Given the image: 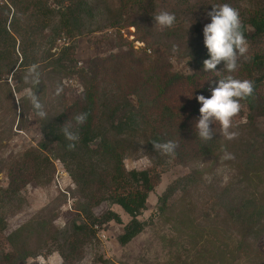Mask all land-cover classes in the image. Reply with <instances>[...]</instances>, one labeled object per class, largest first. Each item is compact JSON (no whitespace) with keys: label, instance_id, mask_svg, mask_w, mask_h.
I'll return each instance as SVG.
<instances>
[{"label":"trees","instance_id":"1","mask_svg":"<svg viewBox=\"0 0 264 264\" xmlns=\"http://www.w3.org/2000/svg\"><path fill=\"white\" fill-rule=\"evenodd\" d=\"M118 1L120 5L124 2L131 16V21L126 17L125 27L136 30L139 25L135 18L156 24L154 16L159 14V7L171 5L169 13L175 16L174 24L156 29L164 39L180 41L178 47L192 62L193 73L181 75L172 72L153 47L148 59H134L135 53L131 50L93 60L87 70H82L77 67L75 57L78 38L115 27L112 26L115 21L100 23L99 18L103 15L97 12V0H0V88L11 104L14 119L17 116L18 130L23 131V123L33 118L42 135L34 148L24 150L3 165L7 185L2 187L0 184V264H27L29 259L52 252L59 255L61 264H75L82 259L83 248L95 239L96 228L111 222L123 226L122 234L117 237L121 246L141 234L147 222L140 218L148 195L159 180L156 168H160L159 163L164 162L165 157L182 165L196 160H211L215 164L225 160L222 157L228 153V148L217 137L216 126L211 125L214 135L210 141L200 139L195 130L201 107L196 97L204 95L210 98L206 90L216 86L214 81L242 74L253 81L252 95L241 103L248 110L249 123H254L256 118L264 120V96L259 91V85L264 81V59L254 53L248 58L241 57L235 72H227L223 64L218 65L215 71H204L203 61L210 57L204 46L200 19L211 23L208 13L212 6L228 4L239 13L247 44L254 45L264 39V0H256L258 6L252 9H241L240 0H198L196 3L192 0ZM248 27L252 30L250 33ZM180 33L185 36L181 37ZM143 36L141 42H150L154 38L149 35L148 40V34ZM151 45L163 46L159 42ZM133 61L140 62L138 71L131 70ZM32 64L39 66L40 83L36 86L24 80ZM112 69L128 71L134 75V82H128L124 88L104 86L102 80ZM100 73L102 79L99 78ZM66 82L78 83L82 87L79 95L68 103L63 93ZM58 88L62 89L59 94ZM30 89L44 104L46 119L36 115L28 99ZM2 97L0 94V107ZM78 113H88L86 123L79 126L73 119ZM67 121L80 137L71 151L60 130ZM145 133H148L144 142L152 167L141 171L126 170V155L139 145V139ZM169 140L178 144L175 154L165 156L154 150V142ZM2 148L0 139V152ZM251 148L248 154L233 149V156L240 161L243 170L263 161L255 154L257 150ZM53 151L58 152L57 160L63 164L74 186L71 195L81 202L75 211L82 220L72 222L65 231L59 232L51 222L32 218L4 236L7 218L19 208L26 186L30 182L43 185V182L52 180L54 165L48 154ZM215 164L212 168L194 170L172 182L157 199V213L166 215L172 209V200L177 193L184 196L191 190L195 191L200 184L204 185L202 179L210 174L208 171L213 170ZM244 176L246 184L257 178L252 170ZM214 187L213 183L211 190L218 191L222 218L227 224L238 225L236 244L239 251L264 238V192L255 194L242 183H219L217 189ZM63 194L70 195L68 191ZM102 203L119 207L129 217V222L123 225L118 214L112 211L96 217L93 208ZM97 262L109 263L105 260Z\"/></svg>","mask_w":264,"mask_h":264},{"label":"rangeland","instance_id":"2","mask_svg":"<svg viewBox=\"0 0 264 264\" xmlns=\"http://www.w3.org/2000/svg\"><path fill=\"white\" fill-rule=\"evenodd\" d=\"M196 1L198 0H192V3ZM257 3L256 0H240V8L252 9L258 6ZM97 7V12L103 15L99 18L100 23L110 24L115 21L112 24L115 27H108L78 38L75 52L78 68L87 70L93 60L104 59L122 52L129 53L131 50L135 53L134 59H148L150 58L148 56L152 54L151 47H153L172 72L181 75L193 73L192 62L184 55L182 48L178 47L180 41H174L173 38L167 40L160 36V30L158 31L156 27L161 26L155 23L147 24L144 20L135 18L136 24L139 25L138 30L125 27L126 17L131 21V16L128 9H125L124 2L120 5L118 0H97ZM171 7V5H161L158 11L159 13L169 12ZM200 19H202L201 25L204 28L208 22L203 20L204 18ZM150 25H154L155 28ZM247 30L249 33L252 31L249 27ZM144 34H148L146 36L148 40L149 35H153L154 38L149 40L150 42H141ZM180 36L183 37L185 34L180 33ZM154 42H159L165 47L151 45ZM247 45L246 58L257 53L264 59V39L254 45ZM139 66L140 62L133 61L130 68L134 72L138 71ZM112 70H109L106 78L102 80L104 86L124 88L128 82L131 84L135 80L134 75L128 71L124 73L121 69ZM101 74L99 78L102 79ZM236 79L246 78L242 74ZM64 86L66 90L63 93H65L67 103L82 91L78 83L66 82ZM212 88L213 86H210L206 90L210 95ZM259 91L264 96V81L259 85ZM0 94L3 95V103L0 107V139L1 147H3L0 152V184L6 187V171L3 165L24 150L34 148L42 139V135L39 131V124L33 118L27 119L23 123V131H19L17 116L14 119V111L10 108L11 104L1 88ZM14 99L16 101L17 97L14 96ZM130 100L135 102L134 98ZM247 115L248 110L242 104L241 111L233 118L230 131L237 133V136L232 140L223 136L220 124L214 121L217 137L222 145L228 148L227 151L232 156L234 155L233 149L238 153L243 150L248 154L253 147V150H257L255 154L263 161H257L256 166L243 170L244 168H240V161L235 157L217 161L216 164L211 160H196L187 165L165 157L166 160L159 163L160 168H156L159 172V180L153 192L148 195L145 211L140 218L147 222L145 230L129 244L121 246L117 242V237L122 234V225L111 222L101 228H96L95 239L83 248V257L75 264H100L97 261L101 260L109 261L108 264H264V238L262 237L256 244H251L244 251H239L236 244L238 225L227 224L222 218V207L217 198L218 191L211 190L213 183L215 184L214 189L218 188L219 183H237V185L242 183L255 194L264 192V120L256 118L251 124L247 121ZM144 136L140 137L139 145L126 155L124 160L126 170L141 171L152 167L144 142L148 133ZM57 156V151L48 154L54 165L52 180L49 183L43 182V185L30 182L22 192L19 208L7 218L4 236L32 218L51 222V225L59 232L65 231L72 222L82 220V217L75 211L76 206L81 202L71 195L74 186L63 164L57 160ZM214 164L215 168L210 169L208 171L210 174L202 179L205 182L204 185L200 184L199 188L195 191L191 190L184 196L182 193H177L172 200V209L166 215L161 216L157 213V199L172 182L194 170H203L209 166L212 168ZM250 170L256 172L257 178L254 182L246 184L244 174ZM67 191L70 193L69 196L63 194ZM107 211L118 214L123 225L129 222V217L119 207L107 203L93 208L92 212L96 217H100ZM61 263L62 260L56 252L27 261V264Z\"/></svg>","mask_w":264,"mask_h":264},{"label":"clouds","instance_id":"3","mask_svg":"<svg viewBox=\"0 0 264 264\" xmlns=\"http://www.w3.org/2000/svg\"><path fill=\"white\" fill-rule=\"evenodd\" d=\"M211 23L203 28L204 46L208 50L209 59L203 61V69L206 72L215 71L218 65L223 64L227 72H235L238 62L248 51L247 41L242 31V24L239 13L228 4L212 6V11L208 13ZM157 25L161 27H171L174 24L175 16L167 11H161L154 16ZM39 66L32 64L28 67L24 76L26 83L33 86L40 83ZM215 87L211 89V96L199 95L197 102L201 105L199 109L200 117L195 123L196 134L204 141L213 138V122H218L221 126L223 136L232 140L237 133L230 131L233 126V118L241 111V101L251 96L254 91V82L248 79H236L232 75L214 81ZM62 89H57V94ZM28 99L31 102L36 115L41 119L47 118L44 104L40 101L35 92H28ZM88 113H78L73 119L77 126L86 123ZM65 139L69 142L68 150H74L76 143L80 140L77 131L73 130L72 124L67 121L60 127ZM178 147L175 141L169 140L163 143H153L154 150L165 155H173ZM222 159H234L230 153H225Z\"/></svg>","mask_w":264,"mask_h":264}]
</instances>
